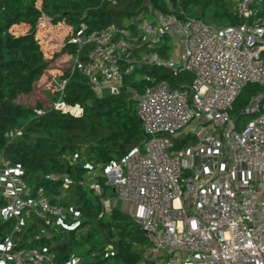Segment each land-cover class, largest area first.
Wrapping results in <instances>:
<instances>
[{"label": "built area", "instance_id": "1", "mask_svg": "<svg viewBox=\"0 0 264 264\" xmlns=\"http://www.w3.org/2000/svg\"><path fill=\"white\" fill-rule=\"evenodd\" d=\"M235 3L238 23L215 25L183 11L181 16L156 12L136 31L113 23L72 39L79 48L92 45L87 62L77 57L73 69L85 73L99 95L118 94L125 76L141 64L174 76L193 75L182 88L162 82L137 97L146 140L106 169L116 198L151 241L137 264H264V0ZM166 35L177 42L169 58L135 54L139 40L159 47ZM249 85L257 88L235 117ZM53 105L76 117L83 114L78 104L58 99ZM244 116L251 120L240 123ZM191 125L193 139L177 149L175 138L184 144L180 136ZM22 129L11 132V139ZM0 165V226L11 228L7 236L0 230V264H83L75 252L58 260L52 248L33 246L22 236L34 218L47 238L74 229L81 217L76 206L51 202L44 187L33 191L20 165L3 158ZM91 188L102 194L98 183ZM102 204L105 210L116 205L111 197Z\"/></svg>", "mask_w": 264, "mask_h": 264}, {"label": "trees", "instance_id": "2", "mask_svg": "<svg viewBox=\"0 0 264 264\" xmlns=\"http://www.w3.org/2000/svg\"><path fill=\"white\" fill-rule=\"evenodd\" d=\"M182 11L209 24L241 21L234 0H118L117 5L106 0H0V158L13 167L20 165L33 191L44 187L51 202L76 206L81 213L74 229L54 232L51 238L42 233V223L34 218L22 233L25 241L42 246L54 240L52 249L58 260L86 250L84 264H137L143 258L151 241L142 227L120 206L104 209L102 199L115 196L107 182L106 169L142 147L146 140L137 97L162 82L171 88H182L193 82V75L184 71L174 76L167 69L141 64L125 76L118 94L99 95L88 76L73 69L77 57L87 62L92 45L79 48L72 39L113 23L136 31L143 18L156 12L181 16ZM207 12L210 17L206 21ZM45 19L70 27L61 53L70 54L72 60L58 72L65 84L55 94L68 104L80 105L81 116L62 112L50 103L31 105L22 100V96L36 94L45 84L47 71L54 64L55 59L46 54L36 37ZM17 26L24 27V31L17 32ZM171 40L168 36L161 46L150 47L142 39L133 50L135 54L155 52L169 58L173 51ZM255 88L249 85L239 98L235 117L243 111ZM20 128L23 134L11 139L10 133ZM179 141L175 138L177 149L187 144ZM68 179L71 183L65 188ZM92 183L101 186V195L91 188ZM6 226H0L3 236L11 231ZM108 246H112L109 252Z\"/></svg>", "mask_w": 264, "mask_h": 264}, {"label": "rangeland", "instance_id": "3", "mask_svg": "<svg viewBox=\"0 0 264 264\" xmlns=\"http://www.w3.org/2000/svg\"><path fill=\"white\" fill-rule=\"evenodd\" d=\"M231 1V0H230ZM235 1V0H234ZM208 17V12L205 15V19L207 21ZM214 23V22H213ZM216 24V23H214ZM227 23H224L222 25H225ZM17 32H23L24 27L22 26H17L15 27ZM69 28L65 23H58L54 24L52 23L49 19H45L39 27V30L37 32V38L40 40L44 50L46 51V54L54 58V64L51 65L49 70L47 71L46 75V81L43 86H41L39 89H37L36 94H30L28 96H22V100L24 102H27L31 105H36L38 103H42L44 106H47L48 103L52 105L54 102H58L57 95L55 94V91L57 90H62L64 86V82L60 79V74L58 72H61L63 70L62 68H66L71 64V56L70 54H64L61 53V50L64 48V42L66 39V36L69 33ZM168 37V35H166ZM172 44L174 43V40H171ZM174 44H177L175 41ZM176 49L178 50V45H176ZM175 56H178V51L176 52ZM56 73H53L54 70ZM51 76V78H50ZM139 77V76H138ZM105 94H107V91H104ZM42 110V109H39ZM251 120V116H244L241 118L240 123L248 122ZM192 127L188 126L185 128L181 134V138H185V142L189 143L194 135L191 134L192 132ZM190 133L189 135L187 133ZM112 203L113 205L116 204V206H120L122 209L126 211V204L116 198V196L112 197ZM55 245L54 240L51 239L50 242H47L45 247H50L52 248ZM76 255L80 257H84L86 254V250H80L75 252ZM86 262V259H84L83 264Z\"/></svg>", "mask_w": 264, "mask_h": 264}]
</instances>
